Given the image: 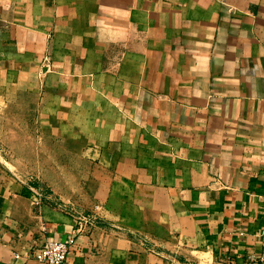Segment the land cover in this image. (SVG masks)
Returning a JSON list of instances; mask_svg holds the SVG:
<instances>
[{
	"label": "crops",
	"instance_id": "0c3cea01",
	"mask_svg": "<svg viewBox=\"0 0 264 264\" xmlns=\"http://www.w3.org/2000/svg\"><path fill=\"white\" fill-rule=\"evenodd\" d=\"M20 91L83 149L97 220L0 178V264L72 231L64 264H264V0H0Z\"/></svg>",
	"mask_w": 264,
	"mask_h": 264
},
{
	"label": "rangeland",
	"instance_id": "374dc122",
	"mask_svg": "<svg viewBox=\"0 0 264 264\" xmlns=\"http://www.w3.org/2000/svg\"><path fill=\"white\" fill-rule=\"evenodd\" d=\"M40 96L20 91L0 104V178L30 182L34 193L53 199L65 213H92L84 209L93 191L88 185L93 169L77 142L40 126Z\"/></svg>",
	"mask_w": 264,
	"mask_h": 264
},
{
	"label": "built area",
	"instance_id": "2783aa9c",
	"mask_svg": "<svg viewBox=\"0 0 264 264\" xmlns=\"http://www.w3.org/2000/svg\"><path fill=\"white\" fill-rule=\"evenodd\" d=\"M97 206L98 205H96L95 208H97ZM70 215L76 221L82 222V224L86 226L95 224L97 220L95 211H92V213H79L76 215L70 213ZM75 238V232L72 231L63 240L46 239L30 251L26 252L24 256L27 258H33L42 264H64L71 247L75 243ZM18 255V253H15V257H18ZM259 259L264 262V255H261Z\"/></svg>",
	"mask_w": 264,
	"mask_h": 264
}]
</instances>
